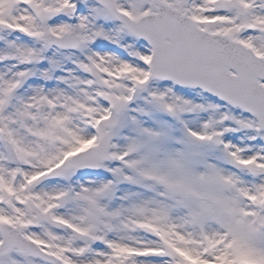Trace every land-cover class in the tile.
I'll return each instance as SVG.
<instances>
[{
    "label": "snow or ice",
    "instance_id": "obj_1",
    "mask_svg": "<svg viewBox=\"0 0 264 264\" xmlns=\"http://www.w3.org/2000/svg\"><path fill=\"white\" fill-rule=\"evenodd\" d=\"M0 264H264V0H0Z\"/></svg>",
    "mask_w": 264,
    "mask_h": 264
}]
</instances>
